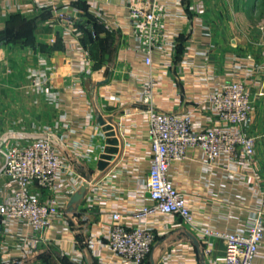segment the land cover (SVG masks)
Instances as JSON below:
<instances>
[{
  "label": "crops",
  "instance_id": "0c3cea01",
  "mask_svg": "<svg viewBox=\"0 0 264 264\" xmlns=\"http://www.w3.org/2000/svg\"><path fill=\"white\" fill-rule=\"evenodd\" d=\"M76 1L96 20L93 24L79 8L77 21L93 36L77 25L74 31L56 16L57 10L78 8ZM259 1L135 0L158 15L151 63L146 64L128 21L127 0H0V29L14 13L37 19L29 42L0 44V136L19 142L48 136L62 157L58 182L68 189L75 184L68 171L80 180L75 189L56 195L68 212L67 223L54 220L36 250L49 245L76 264H130L111 250L105 235L112 212L131 224L137 221L131 212L149 202L145 180L151 153L143 89L150 90L156 108L191 112L198 126L214 116L201 107L209 91L222 82L247 79L255 97L244 125L256 138L252 167L226 158L209 162L201 151L189 148L169 173L184 192L196 227L159 213L146 219L163 233L156 235L141 264H151L150 259L154 264H220L223 238L209 235L211 249L203 255L199 229L233 231L248 225L264 189V95L257 96L264 63L254 44L257 35L246 30L253 21V10L247 8ZM8 6L19 8L9 11ZM171 42L173 52L165 48ZM99 115L111 120L120 139L119 152L103 171L97 169L105 147ZM84 182L88 188L69 211L71 195ZM92 236L100 242L90 248L87 239ZM18 242L12 241L11 248ZM254 264H264V240Z\"/></svg>",
  "mask_w": 264,
  "mask_h": 264
},
{
  "label": "built area",
  "instance_id": "2783aa9c",
  "mask_svg": "<svg viewBox=\"0 0 264 264\" xmlns=\"http://www.w3.org/2000/svg\"><path fill=\"white\" fill-rule=\"evenodd\" d=\"M39 6L45 5L40 3ZM127 7L129 24L145 52V63L150 64L155 44L152 33L158 25V15L153 8L138 5L135 0H127ZM16 8L19 6L12 10ZM7 10L12 11L9 6ZM81 12L79 8L57 10L56 16L77 31L76 22ZM174 46L171 42L163 48L173 52ZM257 84V96L264 95V82ZM38 89L44 90L40 84ZM143 95L146 106L142 112L148 121L151 153L145 180L149 202L131 212L137 220L131 224L122 221L119 212H112L105 235L111 250L130 264H141L149 255L156 235L163 233L158 232L156 224L146 222L148 216L159 213L178 217L182 224L196 227L184 192L170 177L169 169L174 161L184 158L188 149L193 148L201 151L209 162L226 158L252 167L256 147L255 136L244 129L255 108V97L247 79L222 82L209 91L201 107L208 108L214 116L198 126L191 112L156 108L150 102L147 87ZM62 166L61 153L48 136H35L22 142L13 141L8 135L0 136V264H26L24 262L35 255L37 244L51 223L58 219L67 223L64 216L68 212L56 195L75 189L80 180L68 171L67 175L75 184L68 189L59 183ZM260 195L261 204L248 225L233 231L199 229L203 255L210 252L208 236L213 234L225 242L220 264H254L264 240V189ZM19 240L11 248V242ZM98 242V238L89 237L87 246L92 248Z\"/></svg>",
  "mask_w": 264,
  "mask_h": 264
},
{
  "label": "rangeland",
  "instance_id": "374dc122",
  "mask_svg": "<svg viewBox=\"0 0 264 264\" xmlns=\"http://www.w3.org/2000/svg\"><path fill=\"white\" fill-rule=\"evenodd\" d=\"M247 9L253 10L252 12L253 14L251 16L253 18V21L250 20V22L248 23V27L246 25V30H249L250 32H253L254 34L257 35L256 39L254 40V44L258 45L257 47L258 50L260 49V54L262 55L263 63H264V0H260L259 2H256V4H249V7ZM42 10H44V8H42ZM5 25L6 23L4 24L3 28L0 29V31H2L5 28ZM251 44H252L251 42H248V45ZM257 57H259V55ZM35 251L38 252L36 258L33 257L32 260L30 258L31 261L27 259V261H25L24 263L65 264L64 261L61 259L63 255H61L60 251L57 248H53L49 245H43L40 248H37V250ZM145 264H148V262H146Z\"/></svg>",
  "mask_w": 264,
  "mask_h": 264
},
{
  "label": "trees",
  "instance_id": "16d2710c",
  "mask_svg": "<svg viewBox=\"0 0 264 264\" xmlns=\"http://www.w3.org/2000/svg\"><path fill=\"white\" fill-rule=\"evenodd\" d=\"M75 5L84 12L86 17H88L93 21V24L96 23V20L93 17H91V14L87 10H85L84 4L82 2L76 1ZM36 23H37V19L35 18L26 19L17 13L11 14L6 22L5 28L2 31H0V44L6 42H18V41L29 42L28 41L29 37L31 35V32L34 30ZM76 25L80 27L82 30H84L86 34L88 33L93 36L92 31H90L86 27H83V25L80 23V20L76 22ZM179 51H180V47L178 46L177 53ZM147 258L148 256L146 257V259ZM61 259L64 261L65 264H76L69 261L65 256H62Z\"/></svg>",
  "mask_w": 264,
  "mask_h": 264
},
{
  "label": "water",
  "instance_id": "95a60500",
  "mask_svg": "<svg viewBox=\"0 0 264 264\" xmlns=\"http://www.w3.org/2000/svg\"><path fill=\"white\" fill-rule=\"evenodd\" d=\"M97 124L101 126L105 136V147L100 153L99 160L97 162V169L99 171H103L109 165V162L113 160L115 155L119 152L120 139L116 134L115 126L112 124L111 120H106L101 115H99L97 118ZM88 186V183H82L81 186L71 195L68 203L69 211H74L75 206L82 199ZM189 236L194 240V243H198L192 234L189 233ZM150 260L151 264H154L153 260Z\"/></svg>",
  "mask_w": 264,
  "mask_h": 264
}]
</instances>
